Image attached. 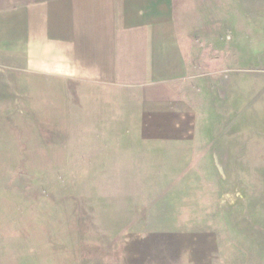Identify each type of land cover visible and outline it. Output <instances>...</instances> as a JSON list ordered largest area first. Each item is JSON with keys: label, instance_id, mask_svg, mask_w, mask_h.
I'll return each instance as SVG.
<instances>
[{"label": "rangeland", "instance_id": "374dc122", "mask_svg": "<svg viewBox=\"0 0 264 264\" xmlns=\"http://www.w3.org/2000/svg\"><path fill=\"white\" fill-rule=\"evenodd\" d=\"M210 1L199 72L215 89L195 91L179 148L124 147L130 127L87 119L74 95L65 110L53 89H0V264H113L151 198L215 225L232 264H264V0Z\"/></svg>", "mask_w": 264, "mask_h": 264}, {"label": "crops", "instance_id": "0c3cea01", "mask_svg": "<svg viewBox=\"0 0 264 264\" xmlns=\"http://www.w3.org/2000/svg\"><path fill=\"white\" fill-rule=\"evenodd\" d=\"M211 12L210 0H0V89H53L65 110L74 95L87 119L130 127L114 140L124 147L179 148L195 140L178 131L192 124L195 91L215 89L214 71L199 72L214 61L197 33L215 28ZM155 204L175 206L136 209L141 224L119 234L113 264H232L240 248L215 225Z\"/></svg>", "mask_w": 264, "mask_h": 264}]
</instances>
